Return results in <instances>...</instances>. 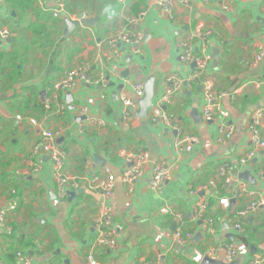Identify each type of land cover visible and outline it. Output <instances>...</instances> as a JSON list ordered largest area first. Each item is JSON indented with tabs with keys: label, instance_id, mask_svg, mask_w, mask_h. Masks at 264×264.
<instances>
[{
	"label": "crops",
	"instance_id": "crops-1",
	"mask_svg": "<svg viewBox=\"0 0 264 264\" xmlns=\"http://www.w3.org/2000/svg\"><path fill=\"white\" fill-rule=\"evenodd\" d=\"M34 1L32 8L17 10L0 0V28L14 34L0 41V55L7 57L0 66L5 68L0 72V201L17 204L8 220L12 234L0 228V264H19V252L33 264H90L89 256L98 264H201L207 250L227 243L238 247V264H250L263 254L264 208L245 220L242 233L231 228L229 219L264 197V151L246 166L241 163L253 150L250 117L264 109V59L253 67L264 50V0H176L172 18L160 17L158 0H67L60 19L51 12L57 0ZM146 8L150 12L138 31L143 39L149 33V40L137 51L122 45L120 55L114 56L106 41L130 30L128 19ZM85 10L95 25L79 26L66 38V20L74 21V13ZM199 26L204 41L195 36ZM192 36L194 51L205 48L212 57L202 80H213L215 92L225 94L221 103L235 128L227 142H219L218 121L203 120V82L193 83L195 69L180 59V42ZM214 51L219 55L216 63ZM83 65L90 66L92 79L103 75L107 86L80 85L71 93V103L63 95L66 112L47 111L44 105L53 84ZM14 66L20 68L17 75ZM171 76L179 78L180 88L164 103ZM150 78L155 96L148 118L137 117L139 105L127 126L120 97L134 99V86H145ZM83 109L89 119L103 120L105 127L85 122ZM60 127L66 128L59 141L67 155L63 173L80 182L64 205L57 200L52 162L46 157L31 160L41 129ZM260 132L264 139V123ZM185 137L197 139L190 152L186 144L177 145ZM130 150L150 156L132 190L122 181L128 167L122 152ZM162 160L170 166L171 177L154 191L149 186L152 168ZM224 163L236 168L233 181L225 185L218 180L215 192H202ZM105 167L116 180L109 204L115 213L117 249L95 245L92 220L102 199L89 189V182L93 176L105 177ZM246 172L253 184L241 178ZM242 183L252 195L235 199ZM225 197L231 199L228 209L220 205ZM201 200L207 205L206 217L214 221V234L195 216ZM178 228L191 239L177 242Z\"/></svg>",
	"mask_w": 264,
	"mask_h": 264
},
{
	"label": "built area",
	"instance_id": "built-area-1",
	"mask_svg": "<svg viewBox=\"0 0 264 264\" xmlns=\"http://www.w3.org/2000/svg\"><path fill=\"white\" fill-rule=\"evenodd\" d=\"M176 0H158L156 2L155 8L159 12L162 18H172L174 15V3ZM185 4L189 0H182ZM67 5L64 0H57L54 9H52V15L56 19H60L66 13ZM228 10V8H225ZM150 8H146L139 12L135 16L128 19V25L130 30H121L115 33L106 41V45L112 51L114 56L120 55V50L122 45H127L132 47L137 51V46L142 43L143 35L138 29L140 24L145 20L146 16L149 14ZM75 22H81L83 20H89V16L83 13L80 16H75L73 18ZM202 26L197 28V34L195 35L203 41L206 39V35L201 32ZM14 34L5 28H0V41H8L12 38ZM195 36H192L188 40L181 41L179 48L181 49L180 59L187 65L196 64L195 73L191 77V81L196 83L201 81L209 62H211L212 57L206 53L204 48L201 52L196 53L194 51L193 40ZM107 59H112L110 54L105 55ZM264 59V50L258 54L253 64L256 67ZM90 66L83 65L74 68L66 73V75L59 81L53 84L50 88L51 96L45 101L44 108L47 111L55 110L56 114H63L67 110V104L63 100V95L67 93H72L80 85H101L103 87L107 86V80L103 75H100L96 80L92 79L90 76ZM204 86V94L206 105L203 111V120L205 122L211 123L218 121V131H219V142L229 141L235 131L234 126L229 122L230 113L225 110L222 106L221 99L225 96L223 93L215 92V84L211 79L202 80ZM167 90L163 97L162 102L170 103L173 96L180 88V80L176 76H171L167 78ZM134 99L121 96L120 102L123 109L124 123L128 126L130 120L135 116V112L138 110L139 101L144 97L145 90L143 84H136L133 88ZM55 108V109H53ZM88 110L83 109L80 115L85 116L87 123L94 124L98 127H105V122L100 118L89 119L87 115ZM169 123L171 119L165 118ZM264 123V109L257 110L254 112L248 124V130L250 133V140L253 145V150L249 151L245 157L242 159V165L249 164L260 151H264V139L261 136L260 127ZM82 128V126H81ZM66 128L60 127L56 131L41 129L40 137L41 140L38 142L31 154V160L35 161L37 157H46L53 164V176L55 178L58 194L57 200L61 205L66 204L70 192L77 191L80 188L79 179L66 176L63 173V168L66 159V152L61 148L59 141L64 138ZM197 142L195 137H185L179 138L177 140V145L186 144L187 151L192 150L191 144ZM122 156L127 160L128 167L123 172L122 181L130 189L144 176L146 167L150 162L149 153L136 150V151H124ZM37 165L34 167V172H37ZM236 168L229 163L222 164L218 171L216 178L209 180L207 185L201 189L202 192H215L218 189V180H222L225 185H229L234 178ZM105 177L93 176L89 182V189L101 196V204L99 212L93 217L92 223L97 232L95 239V245L101 248L117 249L118 243L115 237L113 224L115 213L112 206L109 204V200L113 196V188L115 184V177L108 168L104 169ZM171 177V168L168 163L164 160L155 164L152 168V175L149 180V186L152 190H158L163 183ZM248 194L252 195L247 189L246 184H243L235 190L234 198L238 199L242 195ZM220 205L225 209H228L231 205V199L225 197L220 199ZM261 208H264V197L259 200L253 201L245 209L239 211L235 218L229 219L231 228L238 233L244 231L245 220L248 217L254 216L259 213ZM17 210V204L13 201H7L5 203L0 201V228L9 234H12L13 228L9 224L10 215ZM207 205L204 200L199 201L196 204L195 216L202 222L209 224V229L211 233H215L214 221L206 217ZM174 239L179 243H184L191 239L189 233H185L182 228H178L174 232ZM222 256V261L226 264H231L236 261L239 256V249L234 243H227L224 246L214 247L209 249L205 253V257L212 260H219V256ZM17 259L19 264H33L31 258L26 256L24 253L19 252L17 254ZM90 264H98L91 256L88 257ZM159 264V261L157 262ZM250 264H264V253L255 256L254 260Z\"/></svg>",
	"mask_w": 264,
	"mask_h": 264
},
{
	"label": "water",
	"instance_id": "water-1",
	"mask_svg": "<svg viewBox=\"0 0 264 264\" xmlns=\"http://www.w3.org/2000/svg\"><path fill=\"white\" fill-rule=\"evenodd\" d=\"M95 23H96L95 20H83L81 22H74V21H71L70 19H67L64 35L66 38H68L70 36V34L79 26L91 27V26H94ZM150 36L151 35L148 33L145 36V38L143 39V43H147ZM218 58H219V55H218L217 51H214L213 60L215 61V63L217 62ZM192 68H196V64L192 65ZM144 90H145V94H144V97L139 101L140 109L137 112V117L140 119L148 118L149 112L153 106V101H154V96H155L154 78H150L145 83ZM71 99H72V94L67 93V103H71ZM84 119H86V118H84ZM241 178L251 182L252 184L254 183V179L250 177V173H248V172L242 174ZM70 196L73 197L74 194L71 193ZM201 264H226V263H224L223 261H220V260H212L208 257H205ZM231 264H238V263L233 262Z\"/></svg>",
	"mask_w": 264,
	"mask_h": 264
},
{
	"label": "trees",
	"instance_id": "trees-1",
	"mask_svg": "<svg viewBox=\"0 0 264 264\" xmlns=\"http://www.w3.org/2000/svg\"><path fill=\"white\" fill-rule=\"evenodd\" d=\"M64 1H65L66 5L68 6L69 2L67 0H64ZM34 2H35L34 0H5V3H7L8 6H11L14 9H17V10H28L29 8L33 7ZM5 61H7V57H5V54L4 55H0V66H1V62H5ZM14 67H15V69L12 72L17 75L18 72H20V70H19L20 68L17 67V66H14ZM4 70H5V68L4 69L2 68L0 70V72L1 71L3 72Z\"/></svg>",
	"mask_w": 264,
	"mask_h": 264
},
{
	"label": "rangeland",
	"instance_id": "rangeland-1",
	"mask_svg": "<svg viewBox=\"0 0 264 264\" xmlns=\"http://www.w3.org/2000/svg\"><path fill=\"white\" fill-rule=\"evenodd\" d=\"M74 5V4H73ZM74 6H81V4H76V5H74ZM83 13H85V14H87L88 16H89V11H82V12H77V13H74L76 16H80V15H82ZM89 13V14H88Z\"/></svg>",
	"mask_w": 264,
	"mask_h": 264
},
{
	"label": "clouds",
	"instance_id": "clouds-1",
	"mask_svg": "<svg viewBox=\"0 0 264 264\" xmlns=\"http://www.w3.org/2000/svg\"><path fill=\"white\" fill-rule=\"evenodd\" d=\"M105 11H108V9H105Z\"/></svg>",
	"mask_w": 264,
	"mask_h": 264
}]
</instances>
